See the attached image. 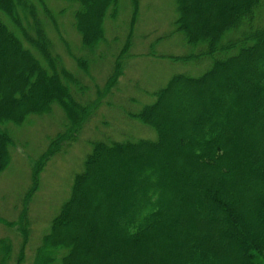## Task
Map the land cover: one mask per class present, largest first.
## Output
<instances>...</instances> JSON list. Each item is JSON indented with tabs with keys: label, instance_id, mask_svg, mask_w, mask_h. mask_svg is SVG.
<instances>
[{
	"label": "trees",
	"instance_id": "trees-1",
	"mask_svg": "<svg viewBox=\"0 0 264 264\" xmlns=\"http://www.w3.org/2000/svg\"><path fill=\"white\" fill-rule=\"evenodd\" d=\"M78 1L74 26L94 49L120 0ZM177 1L190 52L169 57L207 60V68L172 75L153 101L128 113L153 127L155 139L91 142L40 264H264V0ZM46 16L58 29L44 0H0V169L15 142L8 123L55 102L69 124L88 113Z\"/></svg>",
	"mask_w": 264,
	"mask_h": 264
},
{
	"label": "rangeland",
	"instance_id": "rangeland-1",
	"mask_svg": "<svg viewBox=\"0 0 264 264\" xmlns=\"http://www.w3.org/2000/svg\"><path fill=\"white\" fill-rule=\"evenodd\" d=\"M44 2L58 19L56 29L46 16L55 51L83 84V92L74 94L88 113L82 121L69 124V111L55 102L49 110L31 114L19 124L8 123L15 142L9 164L0 169V264H40L46 250L44 236L69 197L91 142L106 136L114 140L133 136L155 139L153 127L128 113L153 101L154 92L172 75H198L208 66L207 60L181 62L169 57L190 52L183 32L177 30L181 26L175 22L179 17L177 0H120L116 18L104 16L106 41L93 44L90 50L83 47V34L74 26L75 10L81 3ZM132 22L135 26L129 39ZM153 50L160 55L155 56ZM116 68L121 71L114 76ZM61 133L64 135L59 138ZM144 173L149 172L145 169ZM159 174L163 177L164 170ZM55 264H62L61 260Z\"/></svg>",
	"mask_w": 264,
	"mask_h": 264
}]
</instances>
